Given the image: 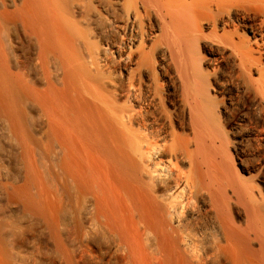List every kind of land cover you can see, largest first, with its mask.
Instances as JSON below:
<instances>
[{
    "label": "bare ground",
    "instance_id": "bare-ground-1",
    "mask_svg": "<svg viewBox=\"0 0 264 264\" xmlns=\"http://www.w3.org/2000/svg\"><path fill=\"white\" fill-rule=\"evenodd\" d=\"M0 264H264V0H0Z\"/></svg>",
    "mask_w": 264,
    "mask_h": 264
},
{
    "label": "rangeland",
    "instance_id": "rangeland-1",
    "mask_svg": "<svg viewBox=\"0 0 264 264\" xmlns=\"http://www.w3.org/2000/svg\"><path fill=\"white\" fill-rule=\"evenodd\" d=\"M34 122H35V121H34ZM34 122H33L32 120H30V123H32V125H33ZM35 123H36V122H35ZM32 125H31V126H32ZM35 125H36V124H34V126H32V128L35 127Z\"/></svg>",
    "mask_w": 264,
    "mask_h": 264
}]
</instances>
